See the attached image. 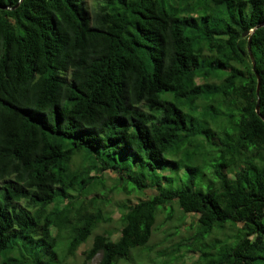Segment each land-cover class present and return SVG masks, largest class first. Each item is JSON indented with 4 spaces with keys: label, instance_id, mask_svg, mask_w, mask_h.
I'll use <instances>...</instances> for the list:
<instances>
[{
    "label": "trees",
    "instance_id": "1",
    "mask_svg": "<svg viewBox=\"0 0 264 264\" xmlns=\"http://www.w3.org/2000/svg\"><path fill=\"white\" fill-rule=\"evenodd\" d=\"M0 5V264H264V0Z\"/></svg>",
    "mask_w": 264,
    "mask_h": 264
},
{
    "label": "rangeland",
    "instance_id": "2",
    "mask_svg": "<svg viewBox=\"0 0 264 264\" xmlns=\"http://www.w3.org/2000/svg\"><path fill=\"white\" fill-rule=\"evenodd\" d=\"M233 175V174H231ZM104 177L106 179V185L108 188L114 186V183L116 182V177L117 174H115L112 171H106L104 173ZM153 192L148 190L145 192V194L142 193H132V194H127L125 192H118L117 190H114L112 192H110L111 196H112V203L109 206L110 208V212L111 215L114 219L113 224L111 225L112 228L118 227L120 225V218H121V210L119 209V203L121 202H125V201H129V202H137L139 199H145L148 197V195H151ZM183 214H180L178 216H181ZM187 219V224H190L194 219L195 216L192 214H188L186 216ZM164 221V217L161 216V218L159 219L158 223L159 225L161 223H163ZM175 221H177V219H175ZM174 221H170L167 224H163L161 226V228L156 230L155 235H152L151 241L149 243H153L154 246H156L157 248L152 251L150 254L148 252H146L145 254H143V258L140 259V262L138 260L139 263H145V264H162L163 260L161 261V259L164 257L168 251V246L170 245L171 241L165 240L167 234L165 233L164 230H173V228H170L174 225ZM178 224V223H177ZM170 228V229H168ZM174 231V230H173ZM117 234V233H116ZM175 240L178 239L179 237L176 236L174 237ZM92 239V238H91ZM90 239V242H91ZM89 245L86 246H82L77 254V257L75 260L71 259L69 260V264H83V255L81 254L85 249H87ZM138 251V250H137ZM148 253V254H147ZM147 254V255H146ZM160 256V257H159ZM195 258L198 259V256L193 254V253H188L185 255L184 257V264H194ZM100 260V256L98 255L97 257H95L90 264H98ZM180 262V261H178ZM128 264V263H127ZM130 264H138L136 262H131ZM174 264H178V263H174Z\"/></svg>",
    "mask_w": 264,
    "mask_h": 264
},
{
    "label": "water",
    "instance_id": "3",
    "mask_svg": "<svg viewBox=\"0 0 264 264\" xmlns=\"http://www.w3.org/2000/svg\"><path fill=\"white\" fill-rule=\"evenodd\" d=\"M0 7H1V8H4V9L11 8V7H9V6H4V5H0ZM260 26H261V25H258V26H256L254 29H252V30H246V31L244 32V34H243L244 36H249L248 50H249V53H250V57H251V59H252V61H253L254 67H255V65H256V61H255V58H254L253 53L251 52V40H252V35H253V33H254L255 30L258 29ZM260 87H261V77H260V75L258 74L257 94L260 93ZM256 110H257L258 113H260V104H259V101H258V103H257V105H256Z\"/></svg>",
    "mask_w": 264,
    "mask_h": 264
}]
</instances>
